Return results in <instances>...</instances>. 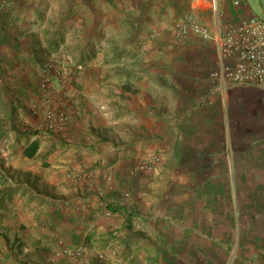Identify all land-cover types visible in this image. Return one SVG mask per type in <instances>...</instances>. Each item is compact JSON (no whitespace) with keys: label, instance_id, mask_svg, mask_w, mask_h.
I'll return each instance as SVG.
<instances>
[{"label":"crops","instance_id":"0c3cea01","mask_svg":"<svg viewBox=\"0 0 264 264\" xmlns=\"http://www.w3.org/2000/svg\"><path fill=\"white\" fill-rule=\"evenodd\" d=\"M187 16L211 37L178 36ZM246 18L264 0H7L0 107L28 129L2 157L0 264H264V87L211 76ZM50 58L74 70L44 95Z\"/></svg>","mask_w":264,"mask_h":264},{"label":"built area","instance_id":"2783aa9c","mask_svg":"<svg viewBox=\"0 0 264 264\" xmlns=\"http://www.w3.org/2000/svg\"><path fill=\"white\" fill-rule=\"evenodd\" d=\"M7 0H0V8ZM237 3V2H235ZM178 36L183 37L188 33L203 40L211 37L208 29L200 24L194 17L187 16L173 24ZM218 50L222 58L232 57V64H222L221 67L212 72V77H219L222 83L237 85H253L264 87V22L256 18H246L235 24L228 25L218 34ZM53 124L61 125L64 122L62 116L48 115ZM158 160L154 155L143 159L139 163L142 169H149ZM109 215V212H106ZM74 264L79 257V251L64 249Z\"/></svg>","mask_w":264,"mask_h":264},{"label":"rangeland","instance_id":"374dc122","mask_svg":"<svg viewBox=\"0 0 264 264\" xmlns=\"http://www.w3.org/2000/svg\"><path fill=\"white\" fill-rule=\"evenodd\" d=\"M44 68L45 69L42 73V79L40 82V90L44 95H47L49 92H51L50 89L52 88V82L55 79H59L63 74L68 75L74 70L70 64H65L59 58L48 59L45 63ZM44 99L47 100V98ZM24 111H26V114H24V116H29V113L33 115L36 113V115L38 116V126L36 127L37 129L46 131L47 133H58L61 132L64 128L66 114L62 110H59L56 106H52V104H45L43 108H38L37 104L33 102L29 105V109ZM50 114H52V116L55 115V117L62 116L64 118L63 124L51 125L53 121H51L48 117V115ZM15 124L16 122L8 116L3 108L0 107V168H6L4 159L2 157L5 156V154H7L10 149L12 150L10 137L17 134L25 137L27 134L28 128L27 126H24L25 124L22 126H20L19 124Z\"/></svg>","mask_w":264,"mask_h":264},{"label":"trees","instance_id":"16d2710c","mask_svg":"<svg viewBox=\"0 0 264 264\" xmlns=\"http://www.w3.org/2000/svg\"><path fill=\"white\" fill-rule=\"evenodd\" d=\"M38 145H39V142L37 138H34L33 140H31L24 146L23 151H22L23 154L27 157H32L37 151Z\"/></svg>","mask_w":264,"mask_h":264}]
</instances>
